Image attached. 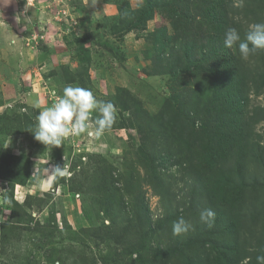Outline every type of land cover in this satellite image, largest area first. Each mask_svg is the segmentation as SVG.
Masks as SVG:
<instances>
[{
  "label": "rangeland",
  "instance_id": "374dc122",
  "mask_svg": "<svg viewBox=\"0 0 264 264\" xmlns=\"http://www.w3.org/2000/svg\"><path fill=\"white\" fill-rule=\"evenodd\" d=\"M257 4L258 0H244L240 16L251 6L260 18L252 24L264 22ZM143 5L144 0H0V112L15 104L18 108L26 105V112L21 107L9 113L13 127L10 134L0 137V151L21 156L26 164L24 170H18L17 178L0 174V264H90L98 252L94 240L99 239L92 230L123 229L128 223L133 204L124 184L128 179L133 183L144 180L146 170L140 162L141 158L144 162V154L139 135L130 128L119 102L121 92L135 97L139 107L153 116L173 94L181 97L187 91L199 104L211 95V78L191 74L172 82L170 74H162L155 66L152 31L166 25L163 51L172 53L178 47L160 13L144 27L123 31L125 22ZM231 5L237 14L235 0ZM78 36L88 38L82 47ZM69 85L91 89L99 100L112 102L116 120L99 139L85 133L69 137L59 147H48L35 140L31 131L39 112L28 113L37 109L30 92L45 95L46 106H50ZM53 91L56 96L51 99ZM126 96L121 101L128 99ZM257 128L264 134V122ZM57 166L70 175L57 176L52 172ZM105 167L111 168L117 180L115 191L104 196L109 201L100 198L96 189L101 180L98 173ZM172 172L176 177L164 201L143 183L153 220L165 213L168 200L184 194L182 173L175 167ZM118 173L124 180L119 181ZM15 180L19 183L12 182ZM28 198L30 206L26 208L23 205ZM102 200L112 206L111 214L100 208ZM15 202L18 215L14 216ZM184 218L192 225L190 218ZM108 249L100 251L104 254Z\"/></svg>",
  "mask_w": 264,
  "mask_h": 264
},
{
  "label": "trees",
  "instance_id": "16d2710c",
  "mask_svg": "<svg viewBox=\"0 0 264 264\" xmlns=\"http://www.w3.org/2000/svg\"><path fill=\"white\" fill-rule=\"evenodd\" d=\"M258 2L259 14H264V0ZM231 4L232 0H144L143 7L125 22L123 31L138 29L160 13L178 47L172 53L163 51L166 25L152 31L155 66L162 74H170L172 82L191 74L211 78V95L199 104L187 91L181 97L173 94L153 116L130 94L121 101L125 96L120 93L121 108L140 138L145 178L124 184L133 208L123 229L92 230L99 239L94 240L98 252L90 264H260L257 257L264 256V134L257 127L264 122V50L243 59L238 43L231 49L224 46L228 29L236 28L243 39L249 25L260 19L251 6L240 16V7L234 5V14ZM76 39L82 47L88 38ZM261 96L262 102H256ZM19 108L15 104L0 112V137L10 134L14 120L9 113ZM23 159L0 151V174L17 178L18 170L26 167ZM173 167L182 173L184 194L168 200L165 213L153 220L143 183L166 200L176 177ZM105 168L98 173L101 180L96 189L100 198L108 200L104 196L115 191L117 180L111 168ZM118 175L119 181L124 180ZM69 188L74 192L72 184ZM28 201H24L26 208ZM102 203L100 208L111 214L112 206ZM207 208L216 213L211 228L200 219L201 210ZM23 214L29 217L27 210ZM181 216L190 218L192 227L176 236L172 224ZM106 246L109 249L102 254L100 249Z\"/></svg>",
  "mask_w": 264,
  "mask_h": 264
},
{
  "label": "clouds",
  "instance_id": "9594fccd",
  "mask_svg": "<svg viewBox=\"0 0 264 264\" xmlns=\"http://www.w3.org/2000/svg\"><path fill=\"white\" fill-rule=\"evenodd\" d=\"M244 0H235L236 7H243ZM20 21V17L17 18ZM27 26L30 25V17L26 18ZM224 46L233 48L237 45L243 59L264 50V22L249 25V30L243 39L236 28H230L225 33ZM56 96L53 91L50 98ZM41 109L36 117V125L33 130L35 140L46 146L59 147L69 137H79L87 134L89 137L99 139L104 133L111 129L116 120V108L110 101L99 100L91 89L80 86H66L63 94L58 97L50 106H43L40 101L33 105ZM96 118L92 120L93 114ZM57 176L70 175L64 168L57 166L54 171ZM216 213L210 209H203L200 212V219L209 228L213 226ZM192 225L183 216L173 221V235L186 234ZM260 264H264V256H258ZM245 264L247 262L245 261Z\"/></svg>",
  "mask_w": 264,
  "mask_h": 264
},
{
  "label": "crops",
  "instance_id": "0c3cea01",
  "mask_svg": "<svg viewBox=\"0 0 264 264\" xmlns=\"http://www.w3.org/2000/svg\"><path fill=\"white\" fill-rule=\"evenodd\" d=\"M30 93H33L34 94V96H31L30 97L33 101L36 99L37 101H40L43 106H46L47 105L45 95H43L42 93H37L36 90L35 91L32 90ZM0 107H2V106H0Z\"/></svg>",
  "mask_w": 264,
  "mask_h": 264
}]
</instances>
